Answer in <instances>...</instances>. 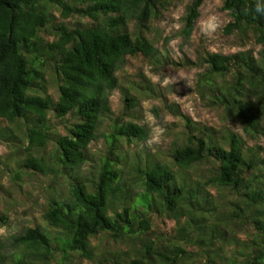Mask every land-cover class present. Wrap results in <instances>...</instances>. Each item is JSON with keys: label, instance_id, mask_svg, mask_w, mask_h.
<instances>
[{"label": "trees", "instance_id": "obj_1", "mask_svg": "<svg viewBox=\"0 0 264 264\" xmlns=\"http://www.w3.org/2000/svg\"><path fill=\"white\" fill-rule=\"evenodd\" d=\"M203 2L0 0V145L10 151L0 171L7 169L22 196L26 184L43 179L61 189L43 209L52 231L36 226L0 236V264H264L263 146L249 147L230 130L219 136L164 98L159 110L183 128L169 162L120 148L148 134L136 122L141 99L163 98L141 73L124 86L132 58L159 71L201 70L195 90L202 102L264 139V17L255 14V0H221L230 18L223 33L238 52L212 53L201 42L195 61L175 63L151 39L152 23L186 3L179 34L190 41ZM116 91L119 115L112 111ZM100 140L104 150L93 154ZM205 166L208 174L192 179ZM5 205L0 227L9 221ZM155 216L174 222L167 237L153 232Z\"/></svg>", "mask_w": 264, "mask_h": 264}, {"label": "rangeland", "instance_id": "obj_2", "mask_svg": "<svg viewBox=\"0 0 264 264\" xmlns=\"http://www.w3.org/2000/svg\"><path fill=\"white\" fill-rule=\"evenodd\" d=\"M201 8L200 19L209 14H215L222 21V28L213 37L206 38L199 32L197 22L195 31L190 41H185L179 34L182 27V17L185 14V4H177L172 7L168 12L164 13L160 19L155 20L152 23L151 39L155 40L156 47L168 52L173 62H181L184 58H189L192 61L196 60L199 51L200 43L206 51L212 53H224L232 54L240 51L239 47L233 44V38H229L224 35L223 28L229 23L230 18L228 13L222 11L221 0H205ZM242 49V48H241ZM246 49H253L255 52H259L260 48L255 45H248ZM201 70L197 68L183 69L175 66L165 67L162 70H155L153 66L142 58H132L129 60V65L122 73V83L124 86L130 87L129 82L136 81L139 74L146 76L157 92L162 95L160 99H145L142 98L140 107L136 113V122L143 126L147 131L148 127L145 124L144 117L147 113L154 115L157 120L165 127L166 132L161 144L149 149L143 145H125L120 143L122 151H129L130 154L143 152L148 153L153 161L169 162L168 155L170 144L173 140L178 139L182 128V120L180 118L172 117L167 113H162L159 109L163 106V99H167L168 103H174L178 106L180 111L188 115L193 122L201 123L202 126L214 128L217 135L222 136L227 130L241 136L249 147L255 145H261L264 148V139H252L247 136L239 123L231 122V120H225V114L221 109H214L207 106L202 102L198 93L196 92L197 73ZM158 77V83H153V79ZM125 80V81H123ZM54 86L50 85L49 93L55 92ZM162 99V100H161ZM112 111L115 115H119L123 110V102L121 99V93L115 92L111 97ZM159 111V112H158ZM108 126V122L105 124L103 130ZM105 147V141L100 140L92 147V153L99 155L103 152ZM10 153L9 149L4 145H0V157L5 159ZM9 166L14 167V160H9ZM87 170V167L84 169ZM209 167L205 166L198 171H192V179L203 178L208 174ZM63 184L61 183V186ZM0 187L6 190V193H0V209H4L5 204H11L8 211L9 221L8 225L0 227V236L7 239L13 235L19 234L26 227L40 226L47 231H52L43 220V209L46 202V197L56 191L61 190L59 185H54L50 179H43L41 183H33L25 185V194L22 196L17 192L12 191L10 185V173L5 167L0 171ZM52 187L51 192H48ZM63 188V187H62ZM64 190V189H63ZM7 191H12V196L8 195ZM209 192L216 196L218 191L210 189ZM30 194V195H29ZM152 230L158 235L163 233L166 237L171 233L174 228V222L168 221L158 216L152 219ZM155 235V236H156ZM154 236V237H155ZM188 252H195V248L185 247ZM10 255L14 253V250L9 249ZM81 264H89L83 261ZM199 264V263H197Z\"/></svg>", "mask_w": 264, "mask_h": 264}, {"label": "clouds", "instance_id": "obj_3", "mask_svg": "<svg viewBox=\"0 0 264 264\" xmlns=\"http://www.w3.org/2000/svg\"><path fill=\"white\" fill-rule=\"evenodd\" d=\"M242 11L245 15L249 14L247 8L242 9ZM254 11L257 16L264 17V0H255ZM198 28L202 36L211 38L221 30L222 21L215 14H209L200 19ZM158 82H160L158 77L153 79L154 84ZM144 121L148 127V134L143 142V145L151 149L162 143L166 129L151 113H147L145 115Z\"/></svg>", "mask_w": 264, "mask_h": 264}]
</instances>
